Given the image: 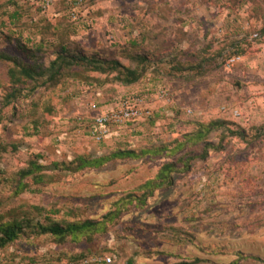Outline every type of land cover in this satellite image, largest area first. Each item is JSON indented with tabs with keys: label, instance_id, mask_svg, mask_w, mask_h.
Returning <instances> with one entry per match:
<instances>
[{
	"label": "rangeland",
	"instance_id": "obj_1",
	"mask_svg": "<svg viewBox=\"0 0 264 264\" xmlns=\"http://www.w3.org/2000/svg\"><path fill=\"white\" fill-rule=\"evenodd\" d=\"M263 23L264 0H0V52L47 66L67 45L144 71L128 85L115 73L76 68L77 75L57 84L39 80L33 95L3 108L0 215L30 225L0 258L264 264V135L257 136L264 125V41L251 38ZM233 56L241 58L230 64ZM10 68L0 61V106L13 88ZM126 104L142 116L110 127L98 141L94 117ZM204 127L212 129L206 141L217 145L226 136L221 149L203 158L201 141L169 154ZM228 128L245 130V139ZM119 149L140 157L78 170L80 159ZM186 155L193 157L187 171L174 172L171 184L144 202L123 207L93 241L41 230L54 221L103 219L129 194L141 196V185L164 164L179 166ZM33 161L41 170L15 195L21 170Z\"/></svg>",
	"mask_w": 264,
	"mask_h": 264
},
{
	"label": "trees",
	"instance_id": "obj_2",
	"mask_svg": "<svg viewBox=\"0 0 264 264\" xmlns=\"http://www.w3.org/2000/svg\"><path fill=\"white\" fill-rule=\"evenodd\" d=\"M262 36H264V23L260 26L258 30ZM255 40V39H252ZM259 41V40H255ZM72 49V48H71ZM67 45H62L61 51L58 53L56 58L52 59L48 65H38L30 66L25 62H22L16 56L10 55L5 52H0V61L8 63L10 68V77L11 83H13V88L10 93H8L0 106V122H3L6 118L3 114V108L12 105L20 98H27L33 95L40 85L36 84L39 80L42 79L41 85H51L57 84L60 81L64 80L66 77L77 75L74 70L79 68L80 70L86 71H96L100 73L110 74L115 73L114 76L117 81H120L124 84H133L139 81L144 75V71L137 67H126L119 60H107L98 56L87 57L82 52L71 50ZM241 53H237L239 55ZM79 70V71H80ZM28 83V89L24 84ZM33 85L31 88L30 86ZM30 88V89H29ZM131 122V121H130ZM205 130V132L203 131ZM229 130L230 134L233 136H239L242 139H245V130L233 131ZM210 127H204L202 132L197 135L188 137L187 140L183 143H179L178 147L170 151V155H175L180 149H183L191 143H200L205 141V149L202 153V157L206 158L209 154V150L212 149H221L223 147V142L226 138L220 140L219 144H214L210 141H206V133L211 132ZM225 134V133H224ZM264 135V125L257 130V136L261 137ZM156 154V151L154 152ZM161 154V153H160ZM140 157L137 155L134 150L131 149H119L111 153L110 155L102 158L96 159H80L78 164V170L85 168H97L103 166L110 160ZM193 157L186 155L180 159L179 166L177 162H168L164 164L159 170L157 176L151 180H148L143 185L141 189L144 191L141 196L135 194H129L124 198L121 204L117 209L108 212L103 219L94 220L86 219L82 222L69 221L66 224L61 222L54 221L53 223L40 224V228L44 233H51L60 238L61 240H80L81 238L86 237V239L93 241L97 234H101L108 228V224L113 222L115 218L122 212L123 207L129 204H139L144 202L149 196L153 195L158 188H162L165 185H169L172 182L173 173L178 171H187L190 168L191 160ZM42 168L38 162L33 161L31 166L21 170L20 183L15 190V195H19L26 190L28 184L24 183L23 180L28 178L31 175H36L38 171ZM3 173L1 168V156H0V175ZM38 182L43 181L41 175L38 176ZM22 220H11L3 222V216L0 215V250L5 249L11 243L15 242L21 237V233L24 231V225L27 223V226L30 225L29 219ZM73 258V260H76ZM26 262H35L36 264H43L44 261L35 260L34 258L27 259ZM238 262V259L235 261ZM132 261H129L131 264ZM0 264H6L5 261L0 258ZM106 264V263H105Z\"/></svg>",
	"mask_w": 264,
	"mask_h": 264
},
{
	"label": "built area",
	"instance_id": "obj_3",
	"mask_svg": "<svg viewBox=\"0 0 264 264\" xmlns=\"http://www.w3.org/2000/svg\"><path fill=\"white\" fill-rule=\"evenodd\" d=\"M252 39L264 41V36L258 30H255L251 36ZM240 56H233L229 63H235L240 60ZM143 114L139 107L124 105L118 110H112L108 113H100L94 117L93 128L91 130L94 137L100 141L106 138L110 132V127L120 125L126 121L141 117ZM101 262H112L111 257H94L92 259L84 260L79 264H99ZM20 264H36V263H20ZM74 264V263H73Z\"/></svg>",
	"mask_w": 264,
	"mask_h": 264
}]
</instances>
